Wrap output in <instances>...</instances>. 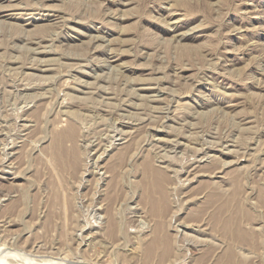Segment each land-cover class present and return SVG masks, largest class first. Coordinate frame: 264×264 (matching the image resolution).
I'll list each match as a JSON object with an SVG mask.
<instances>
[{
    "label": "rangeland",
    "instance_id": "obj_1",
    "mask_svg": "<svg viewBox=\"0 0 264 264\" xmlns=\"http://www.w3.org/2000/svg\"><path fill=\"white\" fill-rule=\"evenodd\" d=\"M0 264H264V0H0Z\"/></svg>",
    "mask_w": 264,
    "mask_h": 264
},
{
    "label": "bare ground",
    "instance_id": "obj_2",
    "mask_svg": "<svg viewBox=\"0 0 264 264\" xmlns=\"http://www.w3.org/2000/svg\"><path fill=\"white\" fill-rule=\"evenodd\" d=\"M75 131V125L69 124L67 126V128L65 130H63L61 133H58L57 137H56V142L59 145H62L64 143V141H67L69 139L72 138V136H74V132ZM176 144V143H175ZM234 144V143H233ZM102 155V154H101ZM7 156V155H6ZM100 166V165H99ZM159 168L163 169L164 167L159 166ZM158 169H152L150 168L149 170L152 173H146L147 177L152 179V185L154 186L156 193L158 194V200L154 203V208L156 212H166L168 210V206L166 203L167 200V196H168V190L166 188V184L168 183V177H167V173H164L162 171V169L160 170ZM114 174V173H113ZM187 180V179H186ZM178 183V182H176ZM177 187V185H176ZM171 189L173 188V190H175V186H171ZM237 212V210H236ZM109 232L112 231V229L114 228V221H113V217L111 216V214H109Z\"/></svg>",
    "mask_w": 264,
    "mask_h": 264
}]
</instances>
